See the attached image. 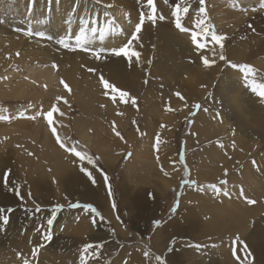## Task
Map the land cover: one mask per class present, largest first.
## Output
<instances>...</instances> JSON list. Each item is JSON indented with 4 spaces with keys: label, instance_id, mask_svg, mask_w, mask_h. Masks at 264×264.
<instances>
[{
    "label": "rangeland",
    "instance_id": "rangeland-1",
    "mask_svg": "<svg viewBox=\"0 0 264 264\" xmlns=\"http://www.w3.org/2000/svg\"><path fill=\"white\" fill-rule=\"evenodd\" d=\"M55 2L53 6L50 0H0V115L10 117L0 120V131H19L17 127L25 131L17 132L18 138L8 131L0 134V207L13 209L5 213L9 223L0 224V264H23L24 259L30 264H80L85 244L96 246L85 256L86 264H158L157 256L166 264H219L221 248L236 247L237 236L248 235L255 246L251 232L264 211H257L250 225L245 220L233 232L227 226L209 231L211 218L205 211L213 205L221 210L254 206L240 195L241 188L247 198L264 202V99L248 87L253 79L264 82V0H205L204 26L226 39L223 49L209 42L202 50L191 43V31H199L197 21L205 19L198 11L199 0H188L190 12L182 17V24L190 29L187 39L175 28L171 15L176 0H155L157 16L165 19L155 24L146 21L132 41L131 50L140 53L138 62L135 57L128 61L112 56L108 50L132 39L141 13L149 12L143 0ZM81 27L86 28L89 50L76 45ZM29 29L44 35H27ZM60 39H68L72 47L63 48ZM221 53L227 62L219 60ZM202 56L215 59V64L205 68ZM231 64H249L257 75L246 80ZM101 75L137 104L130 99L121 102L118 94L113 102L111 94H104ZM53 105L59 112L53 113L52 127L66 145L99 158L95 167L59 147L44 118ZM39 120L41 128H35ZM33 130L40 136L25 135ZM84 131L91 137V148L82 139ZM103 144L111 146L115 158L111 169L98 149ZM43 151L52 155L48 160L42 156L41 167L26 166ZM81 166L92 173L95 183L80 171ZM62 167L77 172L76 185L57 183L55 172ZM162 179L170 182L168 190L162 189ZM74 203L91 205L96 212L69 207ZM57 206L61 207L51 227L52 239L45 240L41 233L48 230L47 219ZM93 218L98 222L94 224ZM156 220L161 221L159 227L153 223ZM260 222L264 227V220ZM155 232L163 238L159 242H154ZM239 240L240 247H249L245 238ZM195 244L203 247H191ZM212 257L217 262H211Z\"/></svg>",
    "mask_w": 264,
    "mask_h": 264
},
{
    "label": "snow or ice",
    "instance_id": "snow-or-ice-1",
    "mask_svg": "<svg viewBox=\"0 0 264 264\" xmlns=\"http://www.w3.org/2000/svg\"><path fill=\"white\" fill-rule=\"evenodd\" d=\"M33 2H34V0H33ZM97 2H99V0H97ZM143 2L146 3V5L148 6L149 12L148 13H141L140 18H139V22L135 26V30H134V33L132 35V39L129 40L125 46L119 47V48H112V49L108 50L112 56H115V57L123 56L128 61H131L133 59V57H135L137 62H138L139 58H140V53L137 51L131 50L132 41L138 39L137 34L141 33L142 27L144 26L146 21L150 22L152 24H155L157 19H159V20L165 19V17L163 15H160L159 17L157 16V8H156L155 0H143ZM199 4L201 6L199 7L198 11H199V13H201L202 15L205 16V19H200L197 21L199 31H196V30L191 31V43L193 45H195V47L199 50L207 48L209 42H214L215 45H219V47L221 49H223L224 45H223L222 41L224 39H226V36L217 35L214 31H211L208 27L204 26L205 21H206L205 0H199ZM108 7H112V5H108ZM189 12H190V6L188 4V0H176V2L173 5V10L171 11V15H172V17H174L175 28L178 29L180 32L187 33L190 31L189 28L185 27L182 24V17L187 16L189 14ZM105 15H107V13H105ZM0 23H2V21H0ZM82 23H84L85 25L87 24V22H82ZM17 30L20 31L21 29H17ZM96 31L97 30L95 28L91 29L92 33H96ZM26 34L27 35L35 34V35H39L41 37H43V35H44V33H42V32L33 33L30 29L27 30ZM209 36H210V40H209ZM100 39L101 40L104 39V31L103 30L100 31ZM75 40H76L77 47H81L84 50H89L87 48V44H86L87 36H86V28L85 27L80 28V34L75 36ZM58 43L65 49H70L72 47L70 45V43L68 42V39H60L58 41ZM72 50H75V49H72ZM16 55L19 56L20 53L17 52ZM95 55L97 58H100L101 53L96 52ZM213 55L215 56L214 49H213ZM219 60L227 62V57L221 53L219 55ZM202 62H203L204 67L208 68V67H211L212 65H214L216 61H215V59L210 60L207 56H202ZM149 63H151V61H149ZM230 66L232 68L240 69L244 73L246 80L249 77H255L257 75V70L249 64H244L242 66L238 65V64H231ZM53 67L56 68L57 66L55 64H53ZM88 71L94 72L95 69L89 68ZM100 82L103 85L104 89L106 90L104 94L106 96L111 94V100L113 102H116L117 94H118V98L121 102H126L128 99H130L131 103L133 105L137 104L136 99L133 97H130V95L127 91L120 90L114 84H112L108 80H106L102 75L100 76ZM60 83L69 92L71 91V89L69 88V85L67 83H65L63 81V79H61ZM248 87H250L252 93L257 95L259 98L264 99V82H257L255 79H253V82L251 84H249ZM175 95L182 100L184 99V97L179 92H176ZM61 99H63V98L57 97V100H61ZM64 103L67 104L68 101L64 100ZM102 107H103V105H102ZM195 107L197 109H199L200 105L196 104ZM168 110L170 111L171 109H168ZM54 112H59V109L55 105H53L51 107V109L46 112V114L44 115V118L46 119L48 126L51 128V134L55 137L56 142L59 145V147L64 149L65 152L71 153L74 157L79 158L80 162L86 161L88 165H93L95 167L96 162L99 158H94L92 155H90L86 152H83L82 150H78V148L75 145H73V146L66 145L64 142V139L58 134L57 129L55 127H52V125L54 123V120H53V113ZM59 114L61 116L64 115L63 112H60ZM20 115L23 116L24 114L21 113ZM37 115H41V114L37 113ZM36 118H37V116L29 117V119H36ZM8 119H10V117L5 116V115H0V120H8ZM113 131L116 133L117 136H120V133L118 131H116L115 127H113ZM121 138H123V137H121ZM159 142H160L159 138L157 137V143H159ZM221 147H223V145H221ZM255 163L256 162L253 161V164H255ZM80 171L82 173H84L85 175H87L88 178L90 180H92L93 183H95V180L92 176V173L90 171H88V169L86 167L81 166ZM104 181H105V183H107V181H108V177L106 174L104 175ZM185 183H189V182L185 181ZM191 183H195V181H192ZM222 183H226V181H224ZM4 184H5V187L8 186V180L6 177L4 180ZM209 187H211L212 190L218 194L222 190L221 188L217 187L216 185H210ZM201 190H203V189H201ZM10 191H13L15 193V195L20 196V192L18 189L12 188V189H10ZM29 195H31V194L29 193ZM109 195H111L110 188H109ZM223 195L228 196L229 192L223 191ZM240 195L242 197H244V199L248 205H255L257 203L256 200L250 199V198H247L246 196H244L243 188L240 189ZM60 207L61 206H57L56 208H53L51 210L50 218H48L47 222H46L48 230L41 233V236L45 240H51L52 239L51 227L54 223V220L56 219V214H57V211L59 210ZM69 207L85 208L90 213L96 212V209L94 207H92L91 205H81L79 203H74V204H70ZM176 207H178V204L172 208V212L176 211ZM112 208H113V210L116 209L115 202H113ZM36 210L39 211V209H36ZM11 211H13V209H11V208L5 209L3 207H0V224L7 225L9 223V216L6 215L5 213L11 212ZM100 219L102 220L103 217H100ZM119 219H120L119 216H117V220H119ZM92 222L95 224L98 221L96 220V218H93ZM153 223L156 227H159L161 225V221H159V220H156ZM239 243H240V240H239V237L237 236L236 237V244H239ZM39 247L40 246L38 245L36 248L33 249V251H32L33 257L37 256ZM191 247H195L196 249L199 250L203 247V245L195 244V245H191ZM95 248H96V246L93 244H85L84 245L82 254L80 255V264H86L85 256L90 251L94 253ZM17 255L19 257L21 254L17 253ZM144 255L147 256L148 253H144ZM156 260L158 261V264H166V261L161 259V257H159V256L156 257ZM23 264H30V262L27 259H24Z\"/></svg>",
    "mask_w": 264,
    "mask_h": 264
},
{
    "label": "bare ground",
    "instance_id": "bare-ground-1",
    "mask_svg": "<svg viewBox=\"0 0 264 264\" xmlns=\"http://www.w3.org/2000/svg\"><path fill=\"white\" fill-rule=\"evenodd\" d=\"M23 1V0H22ZM48 1V0H47ZM62 2V0H59ZM72 1V0H71ZM45 2V1H44ZM36 3V2H35ZM54 3H57L55 2V0H50V4H54ZM67 3V2H66ZM65 3V4H66ZM71 3V2H70ZM64 4V3H63ZM72 4V3H71ZM70 4V6H72ZM84 4V3H83ZM89 4V3H88ZM47 5V3L45 4ZM67 5V4H66ZM69 5V4H68ZM82 5V4H80ZM41 6V5H40ZM43 6V5H42ZM54 6V5H53ZM56 6V4H55ZM69 6V7H70ZM85 6V4L83 5ZM83 6L81 7L83 9ZM27 7V6H26ZM57 7V6H56ZM61 7V6H60ZM64 7V6H63ZM46 8V7H45ZM78 8V7H77ZM85 8V7H84ZM67 9V8H66ZM86 9V8H85ZM36 10V9H35ZM79 10V9H77ZM76 10V12H77ZM81 10V9H80ZM75 11V10H74ZM46 12V11H45ZM56 12V11H55ZM66 12V11H65ZM82 12V11H81ZM96 12V11H94ZM54 13V12H53ZM58 13V12H57ZM108 13V12H107ZM61 14V12L59 13ZM69 14V13H68ZM79 14H81L79 12ZM83 14V13H82ZM93 14V13H92ZM96 14V13H95ZM109 14V13H108ZM116 14V13H115ZM118 14V12H117ZM84 15V14H83ZM91 15V13H90ZM60 16V15H59ZM62 16H63V13H62ZM116 16V15H114ZM122 16V15H121ZM55 17V16H54ZM58 17V16H57ZM101 17V15H100ZM125 17V16H124ZM222 17V16H221ZM53 18V17H52ZM61 18V17H60ZM46 19V18H45ZM122 19V18H120ZM127 19V18H125ZM58 20V19H56ZM55 20V21H56ZM99 21V20H98ZM97 21V22H98ZM134 21V20H133ZM40 22V21H39ZM121 22V21H120ZM118 22V23H120ZM61 24V21L59 22ZM122 23V22H121ZM126 23V22H124ZM117 24V23H116ZM123 24V23H122ZM59 25V24H58ZM123 26V25H122ZM126 26V25H125ZM53 27V26H52ZM178 32V31H177ZM60 33V32H59ZM184 33V32H182ZM181 34V33H180ZM184 35V34H183ZM188 34L186 33V35L184 36L186 38ZM182 36V35H181ZM189 36V35H188ZM183 37V36H182ZM190 38V37H189ZM184 39V38H183ZM187 39V38H186ZM260 66V64H259ZM28 118V117H27ZM41 123V121L39 120L37 122V124L35 125V128H41V126L39 125ZM47 129V127H46ZM76 129V128H75ZM3 132V136L4 134H7V131L3 130L1 131ZM35 138L39 137L40 136V132H35L34 134ZM82 139L85 141V143L87 144V146H89L90 148L92 147V142H91V137L87 135V133L84 131V136H82ZM94 139V138H93ZM96 142V141H95ZM51 144V143H50ZM52 145V144H51ZM98 149H100L101 153H103V160L105 161V164H106V167H111V164H113L115 162V158H113L111 156V146L108 145V144H103V145H100L98 147ZM41 154H38L39 156V159H37V155L36 156V159H35V163H40V162H43V158H42V155L40 156ZM214 155H217V154H214ZM48 156V155H47ZM55 156H59V153L57 152L55 154ZM134 157V156H133ZM49 156L48 157H45L46 160H48ZM59 158V157H58ZM208 158V156H207ZM220 159V158H219ZM46 160L44 162H46ZM222 160V159H221ZM157 163V162H156ZM170 174V173H169ZM164 176V175H163ZM165 177V176H164ZM167 178V177H166ZM161 179V178H160ZM84 180V179H83ZM175 180V178H174ZM163 188L162 189H166L168 190L171 185H170V182L169 181H166V180H160L159 181ZM174 182V181H173ZM127 191V190H126ZM191 196H193L191 193H190ZM107 206V205H106ZM239 206V204H238ZM242 206V205H241ZM247 206V205H245ZM222 210L219 209V207H217L216 205H213V207L211 208V206L209 207L210 209L208 211H205V213H208L209 214V217L211 218V224L208 225V227L210 228L209 231L211 230H217L219 228V226H227L229 231L230 232H233L234 230H237L238 226H242L244 221L247 220L249 222V225L251 224V222H253V217L254 215L257 213V211H260V212H263L264 211V202H261L260 200L257 201L256 203V206H247V207H244V205L242 206V208L244 207L245 209H240L239 210H229L228 208L225 209V206H222ZM234 206H232L233 208ZM108 208V207H107ZM110 208V207H109ZM237 208V207H236ZM103 211V210H101ZM228 219V222H220V220H224V219ZM260 220H264V214L261 216L260 219H258L255 223V229L256 231L255 232H251V235L257 239V242L255 243V246H254V242L250 241L249 240V236L248 235H243V236H239V238L243 237L245 238V240L247 241L249 247H240L241 246V242L239 244H236V247H232L230 246L229 248H225L222 249L221 248V260L219 262V264H237V262L239 264H253V263H256L258 262L259 264H264V227L262 226L263 223L260 222ZM189 221V220H188ZM172 222V221H170ZM263 222V221H262ZM175 224V223H174ZM199 224V223H198ZM117 225V224H116ZM201 226H206L207 224H200ZM120 227V226H119ZM158 230V229H157ZM158 232V231H157ZM155 232V235H154V242H159L162 238L160 236L159 233ZM230 235V234H229ZM226 235H224L225 237ZM165 237V236H164ZM163 239V238H162ZM163 241V240H162ZM162 243V242H161ZM160 243V244H161ZM162 245V244H161ZM160 246V245H159ZM224 250V251H223ZM214 252L212 250V256H215L214 255ZM254 255V257H253ZM256 257V258H255ZM223 259H225V261H223ZM234 259V261L232 260ZM211 262H217L213 257L211 258ZM12 263H14L12 261Z\"/></svg>",
    "mask_w": 264,
    "mask_h": 264
},
{
    "label": "crops",
    "instance_id": "crops-1",
    "mask_svg": "<svg viewBox=\"0 0 264 264\" xmlns=\"http://www.w3.org/2000/svg\"><path fill=\"white\" fill-rule=\"evenodd\" d=\"M15 129H18L19 131H13V130H10V129H7V131H8V135H11V134H16L17 132H18V134H20L19 132L20 131H22L19 127H17V128H15ZM32 129H33V126H32ZM22 132H25V131H22ZM33 132H35V130H33L32 131V133L31 132H27V133H25V135H30V136H32L34 133ZM0 134H3V132H1L0 131ZM14 138H18V136H17V134H16V136L14 137ZM41 139H42V137H41ZM50 140H51V138H50ZM52 141V140H51ZM56 148V147H55ZM55 148H52L51 150H56ZM136 149V148H135ZM47 152H49V151H47ZM51 152V151H50ZM49 152V156H51L52 154ZM135 151H133L132 152V154L134 153ZM131 154V155H132ZM43 155H46V157H48L47 155H48V153H46L45 151H43L42 152V156ZM23 158H25V157H23ZM21 160H24V159H21ZM30 160V159H29ZM28 160V161H29ZM28 161H27V167H30V166H33V167H41L42 165H41V163H39V164H37V163H35L34 161H33V163L31 162V164H29L28 163ZM60 164H62V163H59L58 164V166L60 165ZM56 165V164H55ZM47 166V164H45L43 167H46ZM57 166V167H58ZM53 167V166H52ZM61 167V166H60ZM62 168H65L66 169V167H62ZM150 168H152V167H150ZM57 169V168H56ZM64 169V170H65ZM107 169H111V167H107ZM64 170L63 171H61L60 173H58L59 171H56L55 173H56V176H57V183H60L62 186L63 185H65L66 187H69V185H70V187H72V186H74V185H76V183L75 182H77L78 180H79V176H78V174H77V172H74L71 168H67L66 170L68 171V173H65L64 172ZM152 169H151V172H149V174L148 175H152ZM103 174V173H102ZM104 176V175H103ZM131 176H132V178L134 179V178H136L135 177V175L133 174V172H132V174H131ZM141 177V176H140ZM138 178V177H137ZM144 179V178H143ZM123 180H125V178L123 179ZM146 180V179H145ZM64 182H66V184H68V185H66V184H64ZM70 183V184H69ZM87 186H89V185H87ZM200 188H202V185H200ZM73 190V188L71 189V191ZM198 192V191H197Z\"/></svg>",
    "mask_w": 264,
    "mask_h": 264
}]
</instances>
